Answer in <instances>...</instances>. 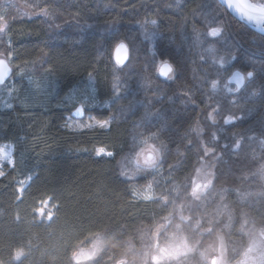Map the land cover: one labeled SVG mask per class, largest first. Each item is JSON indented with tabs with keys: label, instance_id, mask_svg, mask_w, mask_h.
Wrapping results in <instances>:
<instances>
[{
	"label": "trees",
	"instance_id": "trees-1",
	"mask_svg": "<svg viewBox=\"0 0 264 264\" xmlns=\"http://www.w3.org/2000/svg\"><path fill=\"white\" fill-rule=\"evenodd\" d=\"M27 1L35 16L2 10L0 44L19 91L0 103V144L14 146V166L0 178V264H75L74 252L97 241L98 255L83 264H148L150 235L178 221L205 149L215 155L213 182L194 215L206 233L185 229L198 245L178 264H204L199 251L215 235L238 258L264 230V37L217 0ZM149 20L152 53L137 28ZM118 42L129 50L121 67L112 60ZM156 59L173 65L172 80L155 73ZM234 70L253 79L229 94L222 85ZM42 78L52 79L48 90L26 87ZM88 78L95 104L85 112L105 125L68 128L69 111L56 102ZM146 137L161 153L155 171L134 164ZM149 184L152 199L133 195ZM46 199L55 204L48 223L36 216Z\"/></svg>",
	"mask_w": 264,
	"mask_h": 264
},
{
	"label": "rangeland",
	"instance_id": "rangeland-1",
	"mask_svg": "<svg viewBox=\"0 0 264 264\" xmlns=\"http://www.w3.org/2000/svg\"><path fill=\"white\" fill-rule=\"evenodd\" d=\"M27 2H28L27 0L26 1L25 0H0V41H2L3 34L5 31V25L3 23L4 21H3V14H2L3 13L2 10L4 9V7H7L9 5H10L9 7H11L13 5L15 6L16 11L19 12L21 15L28 17V18L35 16L36 15L35 11L32 10L33 8L29 7L30 6L29 2H28L29 6H24L22 4V3L27 4ZM38 14H41L42 16L46 15L44 11L43 12L39 11ZM137 28L139 31V35L141 36V39L143 41H147L149 52L152 53L153 43H154L155 38L157 37V33L155 31L152 21L149 20V21L140 23L138 24ZM211 30H209L208 32L209 36L215 37V36L210 35ZM125 45L127 46L126 43ZM2 49L3 47L0 44V59H4L8 62L6 57H4L3 55ZM162 61L163 60H160V59H156L154 61L156 74H157L158 69L161 66ZM115 65L118 66L117 64ZM118 67H121V66H118ZM234 72H237L239 74V80H240L239 83L231 80L232 73ZM171 76L173 78L174 71L171 73ZM172 78L171 79L162 78V79L165 81H170L172 80ZM251 79H253V74L251 72L245 73V72H239V71L234 70L231 73H229V75H227V77L225 78L223 85H222V89L228 92L229 94H237L241 89L244 88V86H246V84ZM213 83L211 84V88L215 89L217 87V84L215 82L216 86L215 88H213L212 87ZM52 84H53L52 79L42 78L40 82H35V81L33 83L27 82L26 87L32 89V91L36 90V88H39V90L43 92L45 91V89L48 90L49 86ZM18 91H19V88L15 86L14 81L11 80V78H9L5 84L0 86V103L3 106H7L10 103L11 98L14 97ZM24 95L26 94L22 95L23 102L27 104H30L33 102L32 99H30V96L28 94L25 97ZM94 104H95V101L93 98V86H92V81L90 80V78H88L87 83L83 87L70 90L67 94H65L61 99H59L56 102L57 106L65 107L68 109L69 115L66 121V127L71 128V129H81L84 127H88V126L90 127L94 125H105V122L95 121V120H92L89 116H87L85 111ZM81 105L84 106V115L83 116L74 115L73 113L75 112V109ZM214 113L215 111L212 110L208 114V120L211 123H215V119L213 117ZM231 120L232 119H230V117L225 116L223 119V122L227 123V122H230ZM194 132L196 136L201 139L202 132H201L199 125L197 124L195 125ZM0 151H2L4 154H10L12 160L14 161V158H13L14 146L12 144H9V143L0 144ZM138 152L135 155L134 164L138 168L149 169L135 162ZM99 153L105 154L102 151H99ZM159 162L157 163L156 167L150 168L149 170H153V171L157 170ZM214 162H215V155L211 151L205 149L204 159L201 161V163L197 167L195 174L192 178L189 196L187 200L178 209V221L174 222L169 227L168 230H166L167 226L165 225V223L159 224L155 227V229L150 235L152 249L148 257V262H147L148 264H178L181 259L189 255H192L193 252L196 250L195 248L198 245V241L195 243H192L191 241H189L187 236L184 234V231L187 227H189L191 228V230H195L200 234L206 233L205 231H200L197 228L198 226H197V221L194 215V210L196 209L198 199L203 194H205L212 185ZM12 167L13 166H10L7 162H5L2 166H0V173H2V175H0V178ZM198 170H199V173H198ZM208 180H211L210 187L203 193L198 192L197 196L199 198H196V196H193L192 190L195 187V185L206 183ZM17 187H18V192H21L23 189L22 184L18 182ZM145 191L146 189L138 190V193L143 194ZM151 195H153L152 192H151ZM136 197L142 198L141 195H136ZM54 209H55V204L51 200L46 199L40 202L36 210L37 219L39 221H44L45 223H48L53 216ZM182 216L188 217L189 219L182 220L181 219ZM177 225H179L180 227L177 228ZM178 241H183L185 246L179 247L177 243ZM95 245H96V242H91L88 245V247L81 248L77 250L76 252H74L72 256L74 263L83 264L85 262L92 260L93 258L89 259V257L93 255L95 251V247H94ZM200 247H201V244H200ZM199 252H200V262L204 264H210L212 258L219 259L220 264H237V262H239V264H264V234L261 233V230L256 231L255 233H252V235L248 238L245 251L235 260L230 259L227 256L223 242L220 236L218 235L213 236L209 242H206V244L203 243V248H201ZM98 253L95 255V257L98 255ZM201 253H204L205 256H202ZM221 253L223 254L222 257H221ZM144 257L146 258V256ZM115 264H133V263H130V262L127 263V261L125 262V260L122 259L120 261H117ZM134 264H139V263L134 262ZM141 264H145V262Z\"/></svg>",
	"mask_w": 264,
	"mask_h": 264
},
{
	"label": "clouds",
	"instance_id": "clouds-1",
	"mask_svg": "<svg viewBox=\"0 0 264 264\" xmlns=\"http://www.w3.org/2000/svg\"><path fill=\"white\" fill-rule=\"evenodd\" d=\"M225 7L233 12L238 18L246 19L248 21L254 22L257 26L261 23H264V0H224ZM153 24L156 23V20L152 21ZM212 36H216L220 34V29H212L210 31ZM121 45H123L121 43ZM126 47L125 45H123ZM123 47V48H124ZM126 62V61H125ZM163 66V69L162 67ZM161 66L157 71V74L164 79H171V73L174 71L173 65L168 60H163L161 62ZM11 73V69L7 66L4 61H0V85L5 83V78L8 77ZM216 84L213 83L212 87L215 88ZM154 135V134H153ZM151 137H146L141 143L143 147L139 150L138 155L136 157V163L145 167V168H154L156 167L157 163L161 159V153L159 148L155 145L150 143ZM5 162H7L10 166H13V160L10 154H4L0 151V166H2ZM199 173V170H198ZM211 185V180H208L206 183L196 184L192 190V195L197 196V193L205 192ZM133 195H141L144 200L152 199L151 195V184L148 185V188L143 194L138 192H133ZM182 220L189 219L188 217H181ZM199 222H197L198 226ZM180 226L177 225V228ZM261 233L264 234V230H261ZM179 247H184L185 244L183 241H178ZM100 241H97L95 247V251L89 259L95 257V255L101 250L100 248ZM202 256H205L204 253H201ZM221 253V257H222ZM206 258V257H205ZM210 264H220L219 259H213ZM239 264V262H237Z\"/></svg>",
	"mask_w": 264,
	"mask_h": 264
},
{
	"label": "water",
	"instance_id": "water-1",
	"mask_svg": "<svg viewBox=\"0 0 264 264\" xmlns=\"http://www.w3.org/2000/svg\"><path fill=\"white\" fill-rule=\"evenodd\" d=\"M218 3L227 11V13L233 18L235 19L237 22H239L240 24L244 25L245 27H247L249 30H251L252 32L260 35V36H263L264 37V23H261L259 26H257L254 22L252 21H248L246 19H240L238 18L233 12H231L230 10H228L225 5H224V0H217ZM121 43L123 45H125V43L123 42H120V43H117L114 48H113V51H112V60L115 64H117L118 66H123L127 60H128V57H129V51H128V48L127 46L124 47V48H121L119 53L116 51L117 49V46L121 45ZM0 61H4L7 66L11 69L10 65L8 64V62L4 59H0ZM126 61V62H125ZM12 72V70H11ZM11 75V73H10ZM10 75L6 78L5 82L10 78ZM161 77V76H160ZM231 80L232 81H236V82H240L239 80V74L237 72H234L232 73V76H231ZM3 85V84H2ZM1 86V85H0ZM74 115H77L75 112L73 113ZM79 116V115H77ZM214 258L211 259V261L213 260Z\"/></svg>",
	"mask_w": 264,
	"mask_h": 264
},
{
	"label": "snow or ice",
	"instance_id": "snow-or-ice-1",
	"mask_svg": "<svg viewBox=\"0 0 264 264\" xmlns=\"http://www.w3.org/2000/svg\"><path fill=\"white\" fill-rule=\"evenodd\" d=\"M210 35H212V34L210 33ZM123 47H124L123 45H119V46H117L116 51L119 53L120 49L123 48ZM161 67H162V69H163V66H161ZM249 75H251V74H249ZM6 78H7V77H6ZM6 78H5V80H6ZM75 113H76L77 115L83 116V115H84V106L81 105V106L77 107V108L75 109ZM108 155H111V153H108ZM13 166H14V161H13ZM0 175H2V173H0Z\"/></svg>",
	"mask_w": 264,
	"mask_h": 264
},
{
	"label": "bare ground",
	"instance_id": "bare-ground-1",
	"mask_svg": "<svg viewBox=\"0 0 264 264\" xmlns=\"http://www.w3.org/2000/svg\"><path fill=\"white\" fill-rule=\"evenodd\" d=\"M158 76H159V75H158ZM159 77H160V76H159ZM161 78H162V77H161ZM6 82H7V81H6ZM6 82H5V83H6ZM5 83H4V84H5Z\"/></svg>",
	"mask_w": 264,
	"mask_h": 264
}]
</instances>
